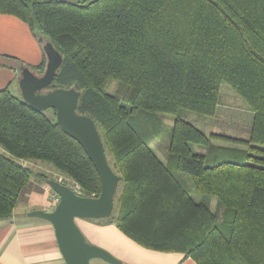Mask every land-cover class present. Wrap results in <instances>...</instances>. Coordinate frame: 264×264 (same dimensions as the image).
I'll list each match as a JSON object with an SVG mask.
<instances>
[{
    "label": "trees",
    "instance_id": "16d2710c",
    "mask_svg": "<svg viewBox=\"0 0 264 264\" xmlns=\"http://www.w3.org/2000/svg\"><path fill=\"white\" fill-rule=\"evenodd\" d=\"M0 12L62 53L49 89L82 92L78 112L95 120L121 176L110 222L146 248L184 252L198 264H264V0H0ZM46 63L44 52L28 66L42 74ZM223 82L253 111L248 138L208 134L179 116L216 115ZM139 109L177 116L168 163L130 122ZM53 113L0 89V220L13 216L33 176L48 179L23 160L51 165L85 196L101 194L94 163ZM178 171L216 196L217 210L197 200Z\"/></svg>",
    "mask_w": 264,
    "mask_h": 264
},
{
    "label": "water",
    "instance_id": "95a60500",
    "mask_svg": "<svg viewBox=\"0 0 264 264\" xmlns=\"http://www.w3.org/2000/svg\"><path fill=\"white\" fill-rule=\"evenodd\" d=\"M47 57L42 74L23 65L19 86L23 99L35 110H56L57 122L65 133L76 139L94 163L102 184L99 196H85L59 180L48 178L46 183L58 194L59 200L53 210L36 209L30 216L50 221L54 228L60 250L67 264H91L99 258L110 264H122L112 252L89 242L77 222V218L99 219L110 216L115 207V195L121 176L111 167L104 141L95 120L78 112L82 92L75 87L49 89L63 62L62 53L54 44L39 38Z\"/></svg>",
    "mask_w": 264,
    "mask_h": 264
},
{
    "label": "crops",
    "instance_id": "0c3cea01",
    "mask_svg": "<svg viewBox=\"0 0 264 264\" xmlns=\"http://www.w3.org/2000/svg\"><path fill=\"white\" fill-rule=\"evenodd\" d=\"M1 55L11 58L6 60ZM43 57V44L27 22L0 12V89L14 88L19 84L21 67L35 65ZM51 189L48 185L42 186L41 192L26 191L13 216L0 220V264H67L53 224L30 216L36 209L53 210ZM89 225L91 229L94 227ZM92 234L97 238L94 242L112 252L122 264H198L184 252L146 248L127 237L115 224L96 226Z\"/></svg>",
    "mask_w": 264,
    "mask_h": 264
},
{
    "label": "rangeland",
    "instance_id": "374dc122",
    "mask_svg": "<svg viewBox=\"0 0 264 264\" xmlns=\"http://www.w3.org/2000/svg\"><path fill=\"white\" fill-rule=\"evenodd\" d=\"M46 40L47 39H44V41ZM19 77L20 73L18 74V79ZM118 87V81L112 80L109 86V90L110 92H115L118 90ZM11 90L14 94L19 96L20 98H23L18 83L15 84L14 88H12ZM46 112L51 117H54L52 108L47 109ZM179 116L187 119L188 121L202 128L208 134L215 132L234 137L248 138L250 135V127L253 119V111L248 106V103L241 96H239L228 83L223 82L221 86L220 105L218 107L216 115L210 116L188 109H180ZM176 117L177 116L175 114H151L146 110L139 109L137 112L130 115L129 120L136 127V129L144 136V138L150 143L151 147L155 150L158 156L164 162L168 163L170 154L169 145L173 135V128ZM212 143L225 147H238L242 149H248V147L245 145L234 143L225 139L215 138L212 140ZM193 148L196 151L202 152H206L209 150L206 147L200 145H193ZM23 163L31 167L37 173L40 172L46 174V178L59 180L62 183L73 187L79 194L83 195L81 186L77 182H75L73 179L69 178L65 174L61 173L60 171H57L51 165L37 160H23ZM177 174L184 183V185L190 190L192 195L197 200H203L204 202L208 203L213 210H217L218 199L216 196L205 195L200 193L197 190L192 177L188 173L178 171ZM42 186H48V184L41 178L33 176L30 183L26 186L25 191H22L18 204L23 202L22 199L24 198L23 196L25 195L24 193L26 191L32 189L34 191L38 190L39 192H41ZM51 195H53L52 202H54L55 207L59 196L53 189H51ZM117 212L118 209L115 208L113 216L116 217ZM77 222L80 228L83 230L84 234L86 235L87 240L93 244H96L94 240L97 239L92 234L94 227L100 225L109 226L115 224L114 222H110L107 217L99 219L77 218ZM89 224H93L94 227L91 229ZM91 264L110 263L99 258H94L91 260Z\"/></svg>",
    "mask_w": 264,
    "mask_h": 264
},
{
    "label": "built area",
    "instance_id": "2783aa9c",
    "mask_svg": "<svg viewBox=\"0 0 264 264\" xmlns=\"http://www.w3.org/2000/svg\"><path fill=\"white\" fill-rule=\"evenodd\" d=\"M76 191V190H75ZM77 192V191H76ZM78 193V192H77ZM58 200H59V198H58Z\"/></svg>",
    "mask_w": 264,
    "mask_h": 264
}]
</instances>
